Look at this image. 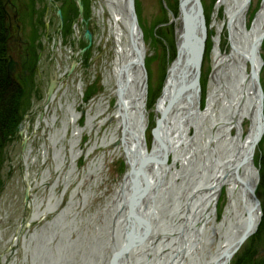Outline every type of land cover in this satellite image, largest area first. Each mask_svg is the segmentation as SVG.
I'll list each match as a JSON object with an SVG mask.
<instances>
[{"label": "rangeland", "instance_id": "1", "mask_svg": "<svg viewBox=\"0 0 264 264\" xmlns=\"http://www.w3.org/2000/svg\"><path fill=\"white\" fill-rule=\"evenodd\" d=\"M201 1L208 28L199 73V105L204 109L213 63L216 30L211 25L217 0ZM260 2L251 0L248 25ZM134 3L145 51V142L149 153L154 149L155 107L175 58V28L179 23H174V17L179 16L180 5L179 0ZM2 4L10 34L6 74L24 94L13 139L1 154L0 264H94L99 256L95 250L108 234L109 205L128 173L117 135L120 129L116 119L122 114L114 75L117 45L108 31L111 16L103 0H88L90 15L84 17L79 16L82 5L74 1L72 8L63 0H2ZM223 19L221 9L217 24ZM87 25L91 45L78 37ZM220 48L229 50L226 31L221 35ZM259 56L264 62V41ZM11 61L13 69L9 71ZM259 77L264 89V65ZM64 113L80 119L72 121ZM193 133L191 129L189 134ZM112 136L116 144L110 142ZM167 159L171 164L172 156ZM252 162L259 174L256 195L263 216L228 264H264V130ZM59 202L54 212L32 220L36 205H41L38 211L43 212L48 204ZM225 206L222 192L216 225L225 215ZM122 211L118 209V213ZM59 215L61 222L50 227ZM35 233L39 236L30 240ZM92 244L95 249L90 248ZM113 245L114 238L108 248ZM207 247L215 252L217 245L210 242Z\"/></svg>", "mask_w": 264, "mask_h": 264}, {"label": "bare ground", "instance_id": "2", "mask_svg": "<svg viewBox=\"0 0 264 264\" xmlns=\"http://www.w3.org/2000/svg\"><path fill=\"white\" fill-rule=\"evenodd\" d=\"M134 4V0H103V6L111 16L108 31L117 45L114 75L120 89L118 108L122 114L116 119L120 129L117 135L128 173L109 205L108 234L95 250L99 256L94 264H114L112 253L122 251L126 246L129 251L123 257L124 264H225L226 256L241 239L247 215H252L253 232L245 241L254 234L263 216L259 208L252 210L255 207L254 196L258 199L256 189L259 182L258 171L252 162L254 152L250 160L243 161L249 154L255 133L259 100L257 87L249 75L248 53L258 37H261L259 52L264 41V0L253 10L254 18L249 25L246 17L251 0L216 1L211 25V29L216 30L213 63L204 109L199 105L200 74H197V84L188 88L195 80L194 59L200 52L201 68L208 30L204 8L201 0H179V16L174 17V23H179L175 28V58L155 107L157 123L153 144L158 152L154 163L143 169L145 182L140 186L144 187L147 197L145 193V197L137 199L130 211L132 170L136 162L148 153L142 68L145 51ZM221 9L224 10V19L217 24ZM86 15L89 16L90 12ZM186 29L192 33L189 37ZM224 31L228 34L229 50L223 52L220 40ZM86 32L92 34L88 25L83 33L78 34L80 41H87L84 37ZM87 42L91 45L90 41ZM137 53L141 54L140 57ZM255 65L264 100L259 77L264 62L260 59ZM64 114L72 121L79 119L72 113ZM191 129L194 131L192 136L189 134ZM110 142L116 144L115 136ZM168 156H172L171 164L167 163ZM222 192L226 197L225 215L216 225V207ZM52 198L53 193L49 195V204ZM49 204L43 212L38 211L41 205H36L32 220H41L47 212H54L60 202ZM141 208L147 217L138 211ZM68 209L63 212H68ZM118 209L123 210L121 214ZM132 211L139 219L140 230L136 243L130 249L131 228L127 240L123 234L127 231L128 220L123 221V218L130 219ZM62 215L49 226L61 222ZM38 236L35 233L30 240ZM118 236L121 239L118 238L116 246L110 247V252L109 243ZM210 242L216 243L215 252L207 247ZM94 246L92 244L90 248Z\"/></svg>", "mask_w": 264, "mask_h": 264}, {"label": "water", "instance_id": "3", "mask_svg": "<svg viewBox=\"0 0 264 264\" xmlns=\"http://www.w3.org/2000/svg\"><path fill=\"white\" fill-rule=\"evenodd\" d=\"M129 5V4H128ZM130 7H131V10H132V14L134 15L133 13V5H132V1H130ZM59 14V13H58ZM133 20H135V17L133 18ZM187 36L189 37L192 33L187 30ZM84 37L87 39V41H90L91 40V36L86 32ZM196 37V36H195ZM197 39V37H196ZM199 41H202V39H199ZM260 43H261V37H258L254 42L253 44L251 45L250 47V50H249V53H248V62H249V66H250V79L254 82V84L256 85L257 87V90H258V107H257V110H256V123H255V133H254V136H253V139L251 140V145H250V148H249V154L247 156V158L244 159L243 162H246L248 159L250 160V158H252V155H253V152H254V149L255 147L257 146V144L259 143L261 137H262V134H263V130H264V123H263V95H262V91H261V88H260V85H259V79H258V75H257V70H256V65H258V63L260 62V56H259V47H260ZM138 56L140 57L141 54L137 53ZM194 62H195V77H194V81L192 82V85H189L188 88H190L191 86L193 85H196L197 84V80H198V75L199 74V67H200V62H201V52L199 53V55L195 56V59H194ZM143 68V66H142ZM8 69L9 71H12L13 69V63L12 61L9 63V66H8ZM144 87H145V84H144ZM187 88V89H188ZM51 91V89L49 90V92ZM117 92L118 94L120 95V89L119 87H117ZM155 133V131H154ZM159 137V136H157ZM160 138V137H159ZM160 141V140H159ZM158 152V149H153L151 152L147 153L146 156L142 157V159L138 160L136 162V164L134 165V167H136V169L134 170V167H133V170H132V177H131V183H130V186H131V191H130V194H129V201H128V205L130 206L129 210L131 211L132 209V206L134 204V202L138 199H141L142 197H145V193H146V197H147V192L144 191V187L143 186H140V183H144L145 182V174H144V170L146 168L147 165H149L150 163H154V157H155V153ZM144 169V170H143ZM138 175H140L138 177ZM143 187V188H142ZM143 189V190H142ZM137 193H139V195H137ZM254 199H255V207L252 209H256V208H259V201L256 199V197L254 196ZM137 200V201H138ZM146 209V208H145ZM138 211L142 212L141 215H145V210L143 208L139 209ZM252 213V211H250ZM133 215L130 219H126V221L128 220L127 224H126V230L125 233L123 234L126 239L128 240L127 236L129 235L128 234V230L131 228V234L132 236L130 237V241L128 243L129 247L132 245H134L138 239V233H139V219H137V215H135L134 211H132ZM140 215V213H139ZM248 217V220H247V223L245 224V227L243 229V233L241 235V239L240 241L238 242V244L236 245V248L233 249L230 254H228L226 256V262L225 264H228L230 259L232 258L233 254L236 252V250L238 249V247L245 241V239L253 232L252 230V215H247ZM255 231V230H254ZM130 234V235H131ZM118 238L121 239V236H118L117 238H114V243L116 244V242L118 241ZM115 245H113L114 247ZM131 246V247H132ZM130 247V249H131ZM151 250V249H150ZM127 251H129L128 247L126 246L122 251L119 250V251H116L114 253H112V257H111V261L114 263V264H124V256L127 255Z\"/></svg>", "mask_w": 264, "mask_h": 264}, {"label": "trees", "instance_id": "4", "mask_svg": "<svg viewBox=\"0 0 264 264\" xmlns=\"http://www.w3.org/2000/svg\"><path fill=\"white\" fill-rule=\"evenodd\" d=\"M10 34L0 0V166L2 150L13 139L21 117V99L24 91L16 86L15 81L7 77V45Z\"/></svg>", "mask_w": 264, "mask_h": 264}, {"label": "flooded vegetation", "instance_id": "5", "mask_svg": "<svg viewBox=\"0 0 264 264\" xmlns=\"http://www.w3.org/2000/svg\"><path fill=\"white\" fill-rule=\"evenodd\" d=\"M72 1H74L75 3H77L76 0H71V1L70 0H63V3H66L69 8H72V4H71ZM78 1L82 5V11H81V14L79 12V16L84 17V14H85V16H87L86 13L88 12L87 11V3H88V0H78ZM29 2H30V0H29ZM16 17H18V21H19L20 20V16L17 15ZM15 19H17V18H15ZM263 254H264V252H263Z\"/></svg>", "mask_w": 264, "mask_h": 264}]
</instances>
